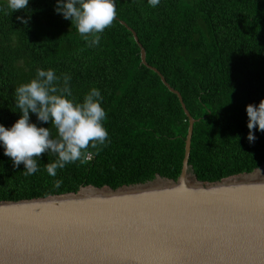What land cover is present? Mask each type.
I'll return each mask as SVG.
<instances>
[{
  "label": "trees",
  "instance_id": "obj_1",
  "mask_svg": "<svg viewBox=\"0 0 264 264\" xmlns=\"http://www.w3.org/2000/svg\"><path fill=\"white\" fill-rule=\"evenodd\" d=\"M56 0H29L8 14L0 0V124L20 116L15 88L37 68L70 74L77 100L92 87L103 96L108 142L89 148L87 162L69 163L48 176L54 156L41 154L39 171L24 175L0 146V201L77 192L92 185L117 189L158 174L181 173L188 117L156 68L177 90L195 119L189 164L199 181L251 172L264 163V133L246 139L245 106L264 98V0H117V16L88 47L69 20L54 11ZM23 17L27 23H22ZM131 29H129V28ZM38 127H51L30 112ZM61 181L56 186L55 181Z\"/></svg>",
  "mask_w": 264,
  "mask_h": 264
},
{
  "label": "water",
  "instance_id": "obj_2",
  "mask_svg": "<svg viewBox=\"0 0 264 264\" xmlns=\"http://www.w3.org/2000/svg\"><path fill=\"white\" fill-rule=\"evenodd\" d=\"M131 31L141 63L159 74L188 117L180 175L174 180L157 174L117 189L88 185L74 193L1 200L0 264H264V179L234 180L264 163L251 172L199 181L189 164L195 119L181 94L147 64ZM83 189L108 193L81 194Z\"/></svg>",
  "mask_w": 264,
  "mask_h": 264
},
{
  "label": "clouds",
  "instance_id": "obj_3",
  "mask_svg": "<svg viewBox=\"0 0 264 264\" xmlns=\"http://www.w3.org/2000/svg\"><path fill=\"white\" fill-rule=\"evenodd\" d=\"M117 0H56L54 11L74 25L88 47H99L102 33L110 27L117 16ZM29 0H6L8 14L26 9ZM156 8L161 0H147ZM4 10V9H0ZM27 23L23 17H18ZM71 75H57L55 70L37 68L35 77L15 88L14 103L19 118L10 126L0 124V146L4 154L12 159L13 166L24 165V175L39 171L41 154L54 156L46 163L50 177L57 176L58 169L69 163L87 162L89 148L100 150L108 142V131L104 127L106 111L102 107L103 96L97 87H92L77 100L70 86ZM248 133L246 139L254 143L255 132L264 133V98L258 104L245 106ZM30 112L41 122L51 127L37 126L30 121ZM59 186L61 181H55Z\"/></svg>",
  "mask_w": 264,
  "mask_h": 264
},
{
  "label": "bare ground",
  "instance_id": "obj_4",
  "mask_svg": "<svg viewBox=\"0 0 264 264\" xmlns=\"http://www.w3.org/2000/svg\"><path fill=\"white\" fill-rule=\"evenodd\" d=\"M244 179L242 180L243 182H251V181H256L259 179H264V168H262L261 170H258L257 172L251 174V175H246L243 176ZM188 183H194L193 179H191V176H189L187 178ZM227 183V182H226ZM154 186H159L161 184H159L158 182H154L152 183ZM93 193H100L102 195L107 194L108 192H106V190H94V189H83L81 194H93Z\"/></svg>",
  "mask_w": 264,
  "mask_h": 264
},
{
  "label": "rangeland",
  "instance_id": "obj_5",
  "mask_svg": "<svg viewBox=\"0 0 264 264\" xmlns=\"http://www.w3.org/2000/svg\"><path fill=\"white\" fill-rule=\"evenodd\" d=\"M261 170V169H260ZM246 177V176H245ZM239 179H244V177L240 178V177H235L234 180H239ZM226 182H231L230 180H226Z\"/></svg>",
  "mask_w": 264,
  "mask_h": 264
}]
</instances>
